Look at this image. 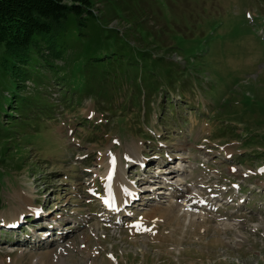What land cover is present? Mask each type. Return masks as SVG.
Returning a JSON list of instances; mask_svg holds the SVG:
<instances>
[{
    "label": "rangeland",
    "instance_id": "374dc122",
    "mask_svg": "<svg viewBox=\"0 0 264 264\" xmlns=\"http://www.w3.org/2000/svg\"><path fill=\"white\" fill-rule=\"evenodd\" d=\"M90 2L97 18L87 21L84 39L91 49L136 56L143 50L171 61L178 93H157L146 113L139 102L126 107L124 89L133 87L126 83L109 113L102 99L83 97L110 83L90 67L67 72L41 60L19 88L0 68V96L15 89L23 93L19 104H35L14 120L18 111L4 105L0 116V264H53L60 248L65 264H264V0ZM155 78L167 89L166 77ZM43 108L51 116L35 120ZM8 130L15 134L1 136ZM141 157L147 174L160 170L159 181L171 159L167 170L187 166L182 177L175 173L181 182L169 179L178 192L173 200H199L195 216L205 218L207 229L198 224L181 232L178 223H187L176 209L172 225L161 213L156 222L144 221L149 208L166 207L169 195L161 191L169 186L154 191L160 184L137 182ZM110 159L121 160L128 188L141 195L129 206L123 200L117 212L104 203L100 161ZM20 197L38 210L37 220L31 212L17 221L32 233L2 220L22 207Z\"/></svg>",
    "mask_w": 264,
    "mask_h": 264
},
{
    "label": "trees",
    "instance_id": "16d2710c",
    "mask_svg": "<svg viewBox=\"0 0 264 264\" xmlns=\"http://www.w3.org/2000/svg\"><path fill=\"white\" fill-rule=\"evenodd\" d=\"M93 9L90 0H0V47L3 46L0 50V68L9 78L12 77L16 88L29 80L32 75L31 66L43 60L42 64L46 68L57 67L68 72L70 66H87L92 69L93 76H99L103 80L106 78L110 82L108 87L102 88L97 94L86 89L83 97H89L96 102L102 99L109 113L113 111L114 95L126 83L133 86L129 92L124 89L125 93H129L126 107L133 105L134 101L139 102L146 113L151 111V101L155 100L153 97L169 92L177 94L176 80L169 76L174 64L171 61L154 59L148 51L143 50L136 56L133 52L130 55H121L119 52L101 54L91 49L90 42L84 39L88 35L84 28L88 25L87 21L97 18L96 10ZM72 23L75 29L71 28ZM43 51L45 54L49 53L52 60L42 57ZM55 60L64 62L61 66H53L52 62ZM158 75L169 80L167 89L158 87L155 82ZM63 76L62 74L60 78ZM18 80L22 84L17 83ZM186 85L183 84L181 90L192 92ZM20 94L12 89L9 97L0 96V116L5 112L4 105L9 111H18L17 115L11 117L5 113L12 120L15 117L19 119V114H26V110L35 105L30 102L19 104L23 98ZM164 98L167 105L172 107L170 98ZM68 105L64 106L68 108ZM184 105L188 106L186 103ZM39 114L44 118L51 116L52 111L44 108L42 112L38 110L35 120L41 119ZM13 134L15 133L8 130L2 132L1 136L8 137ZM1 204L0 196V209Z\"/></svg>",
    "mask_w": 264,
    "mask_h": 264
},
{
    "label": "bare ground",
    "instance_id": "6f19581e",
    "mask_svg": "<svg viewBox=\"0 0 264 264\" xmlns=\"http://www.w3.org/2000/svg\"><path fill=\"white\" fill-rule=\"evenodd\" d=\"M137 151L139 153L140 149L137 148ZM130 156H132V155H130ZM143 157H141V158H143ZM149 158L150 157H148V160H147L148 163H150V161H151V159H149ZM176 158L177 157H175V155H174L173 159H176ZM173 159H171L170 161H172ZM128 161H130L129 157H128ZM120 162H121V160H120ZM120 162L116 161V159L115 160H111L110 159L108 162H104V160L100 161V165L104 166L105 169H106L103 172L102 176H101V178L103 179V182H104V192H106V194H105L106 195L105 196V200L106 201L104 203H105L106 208L111 209V212L119 211L123 207V205L122 204L120 205V203L123 200H125V199H126L125 205L129 206L132 203H135V202L137 203L139 198H141V195L137 194L138 190L134 188L135 184L133 186L134 189H131L132 186L128 188L129 182L123 178L124 175L121 173V169L120 168L122 166H121ZM134 162H136V161H134ZM137 163L140 166L139 167L140 170H142V171L145 170V169L147 170L146 162L144 161V158H143V162L139 161V158H138V162ZM185 167H186L185 165L182 166V164L179 163L178 169L176 171L173 170L170 174H168L166 176V180L164 179V180L159 181L157 178L160 177V175L159 176L152 175V174L150 175L149 178H153L154 184H160L159 186H157V189H160V188L163 189L164 187L166 188L165 184L167 183V185L169 187H167L165 190H168L169 192L165 193V192L161 191L162 192L161 193L159 190H158V192L161 193V195H164V194L169 195V199L166 202L167 205H166L165 208H163L164 206H162V205H159V207H155V208H149V210L145 213L144 221L146 220V222H152V221L156 222V221H158V216H156V214L157 213H161L160 217L163 216V218H166V220L168 219V221H169V222L167 221L168 224L172 225L171 224L173 222V219L171 218L172 217V211L176 209V210H178L180 212V215H182V217L184 218V220H185L184 222L187 223V225H182L181 224L182 222L178 223V228L181 230V232L185 233L184 229L188 230L189 227H194V225H198V224H201V225L203 224L202 225L203 228H206V229L208 228L207 226H204V225H206L204 217L195 216V212H191V211L186 212L188 208H191V209H194V208L197 209L198 208L199 210H201L202 209V203L199 202V200H197V202H196V201H194L193 197H190V196H186L185 197L184 196L182 198V201H181L182 204L181 205H178L173 200L174 198L177 197V195L175 194V192H177V187L175 185H172L171 183L169 184V182H171V181H169V179H171L172 183H175V184L181 182L179 180V177H178L177 180H173V179H175V177H176L175 173L182 177L183 174L185 173V169H186ZM163 169H165V167ZM165 171L168 172L169 170L166 169ZM158 172H160V170H158ZM148 174H150V173H148ZM148 174H146V175H148ZM146 185H147V183H145L143 186H146ZM150 186H152V185H150ZM150 188L153 189L154 186H152ZM151 189H149V188L146 189L145 188L144 190H151ZM147 192H149V191H147ZM151 194H153V193L151 192ZM26 199H29V198L28 197H25V198H21L20 197L19 198V205H22V207H19V208H18V206L14 207L16 209H14L15 210L14 212L9 214L10 218H8V220L7 219H5V220L2 219L4 224H6L7 227H9L11 229H12V227L18 228L20 226V222L17 223V221L19 220V217H22L24 214H27V213L30 214L31 212L36 213V215H34L33 221L37 220V218H38L37 211L38 210L37 209L35 210L34 207L32 208V201H31V203H28L30 201H27ZM25 203H26V205H25ZM185 209H186V211L184 212ZM15 221H16V223H14ZM20 221H22V219ZM96 227H97V225H96ZM44 234H47V232L44 233ZM42 236L45 237V235H42ZM42 236H40V237H42ZM42 238L40 240H45V239H42ZM62 252L63 253L65 252L64 248H60L58 250V253L54 257L55 261H54L53 264H65V262L63 260ZM89 264H93V261H91Z\"/></svg>",
    "mask_w": 264,
    "mask_h": 264
},
{
    "label": "snow or ice",
    "instance_id": "6c2138e0",
    "mask_svg": "<svg viewBox=\"0 0 264 264\" xmlns=\"http://www.w3.org/2000/svg\"><path fill=\"white\" fill-rule=\"evenodd\" d=\"M148 231H151V229H147Z\"/></svg>",
    "mask_w": 264,
    "mask_h": 264
}]
</instances>
